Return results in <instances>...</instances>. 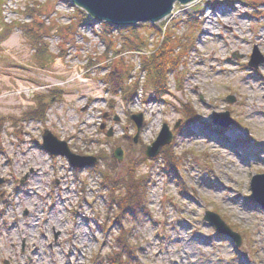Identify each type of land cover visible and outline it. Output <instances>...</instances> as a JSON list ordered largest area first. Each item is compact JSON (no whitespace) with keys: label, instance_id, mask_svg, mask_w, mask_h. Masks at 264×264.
<instances>
[{"label":"rangeland","instance_id":"374dc122","mask_svg":"<svg viewBox=\"0 0 264 264\" xmlns=\"http://www.w3.org/2000/svg\"><path fill=\"white\" fill-rule=\"evenodd\" d=\"M76 9L0 0V264H264V211L251 189L264 174V0L176 2L138 27L141 47L105 22L73 30ZM50 23L58 27L46 34ZM165 30L181 60L163 76L140 56ZM225 112L233 124L215 125L213 113ZM165 124L174 139L151 160ZM46 130L97 163L79 169L50 155ZM112 189L116 200L133 194V208L113 205ZM207 212L241 245L218 235Z\"/></svg>","mask_w":264,"mask_h":264},{"label":"water","instance_id":"95a60500","mask_svg":"<svg viewBox=\"0 0 264 264\" xmlns=\"http://www.w3.org/2000/svg\"><path fill=\"white\" fill-rule=\"evenodd\" d=\"M75 6L84 10L90 18L112 25H135L138 23H158L167 18L173 11L174 4L179 2L181 5H188L195 0H70ZM257 51L251 56L250 66L257 68L262 62ZM233 102V100H230ZM132 120L136 123L138 135L143 125V116H133ZM213 123L217 126L227 128L233 124L229 112L213 114ZM178 126L176 127V129ZM113 134H108L111 137ZM174 139V133L168 125H164L156 141L147 148L146 155L149 158H155L159 155L162 148L170 145ZM42 148L51 155H60L68 159L69 163L80 169L93 165L97 162L94 157H83L74 154L68 144L59 140L49 130L43 134ZM115 157L122 161L124 152L117 149ZM4 182L0 178V184ZM252 198L264 208V174L257 175L251 182ZM204 219L220 233L232 237L238 246L241 243V237L234 233L222 220V218L213 212H207Z\"/></svg>","mask_w":264,"mask_h":264},{"label":"trees","instance_id":"16d2710c","mask_svg":"<svg viewBox=\"0 0 264 264\" xmlns=\"http://www.w3.org/2000/svg\"><path fill=\"white\" fill-rule=\"evenodd\" d=\"M76 10L79 13V15H76V17L71 18L72 24H73V30L76 31V28H78L83 21L89 22L90 24L93 23V20H91L89 15L87 16V14L83 10H81V9L80 10L76 9ZM140 26H142V25L129 26V27L125 28V30L129 32L124 37V40L126 41L125 42L126 45L127 44L128 45H136V47L137 46L141 47V45H139V44L141 42L143 43V41H138L139 37L135 36V31ZM56 27H58V26L55 24L52 25V23H50V25L46 26V34L51 33L54 29H56ZM0 28H1L2 32L7 31L8 25L3 20H1ZM101 28L103 31H107V30L111 29V25L108 23H104L101 25ZM176 39L174 38L173 34L166 32V41H163V43H161V45H156L154 47V50L150 51V54L143 53L141 55V59L143 60L144 63H147L146 67L148 69H150L149 67L153 66L155 69L161 70L163 76H164V71L166 72L167 69L173 70V67L175 65V59H176L175 54H174V50L179 48V46H180V44L177 42ZM178 50H180V49H178ZM179 57H177V58H179ZM149 58H150V60H148ZM111 77L115 81H118L121 78V75H119L115 72H112ZM149 79L153 84H156L158 78L150 77ZM138 181H143V180L140 179ZM114 193H117L116 189H112L111 193H110V199L113 201V203H114L113 205H115V203H119L120 207L128 205V207L130 206V208H133V205H134V201L132 200L134 197L133 194H128L126 198H120V199L116 200ZM118 241L123 242V244H125L124 243V236L118 238ZM116 257L117 256L112 255L111 260H113L114 262H117Z\"/></svg>","mask_w":264,"mask_h":264},{"label":"bare ground","instance_id":"6f19581e","mask_svg":"<svg viewBox=\"0 0 264 264\" xmlns=\"http://www.w3.org/2000/svg\"><path fill=\"white\" fill-rule=\"evenodd\" d=\"M197 0H195L194 2H196ZM194 2H192V3H194ZM192 3H190V4H192ZM190 4H188V5H190ZM78 10H80L79 8H77ZM82 10V9H81ZM84 11V10H83ZM76 12H77V10H76ZM78 15H79V13H77ZM171 14H172V12H171ZM170 14V15H171ZM226 14V13H225ZM169 15V16H170ZM223 17H226V16H223ZM215 18L216 19H219L220 18V16L219 15H216L215 16ZM166 19V18H165ZM224 19V21H227V19L226 18H223ZM146 23H148V24H152V25H157L158 23H152V22H146ZM141 24H145V23H138V24H135V25H113L114 27H122V28H126V27H129V26H137V25H141ZM112 25V24H111ZM166 30L165 31H163L162 32V38L160 39L161 41L157 44V45H161V43H163V41H166ZM142 43V42H141ZM142 44H144V42L142 43ZM176 50V51H175ZM174 50V54H175V57H176V59H175V64L176 63H179L180 62V60H181V58L179 57V53H178V51H177V49H175ZM143 53H141V55H142ZM141 57V56H140ZM177 57H179V58H177ZM213 61H215V60H213ZM177 66H178V64H177ZM177 66L176 65H174V67H173V70H176L177 69ZM170 70V69H169ZM168 69H167V71H169ZM120 75V74H119ZM112 76V75H111ZM110 76V77H111ZM112 78V77H111ZM198 88V87H197ZM255 88H253V89H251V91L249 92V95L250 96H254V93H255ZM262 91V90H261ZM264 91V90H263ZM95 98H100V97H98V96H94ZM251 99H252V97H251ZM249 102H251V100L249 99ZM253 106H256V104H257V102L255 101V102H253V103H251Z\"/></svg>","mask_w":264,"mask_h":264}]
</instances>
